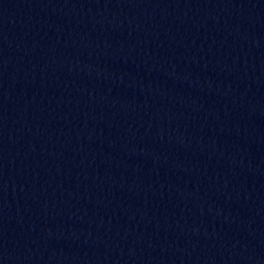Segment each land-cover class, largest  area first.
I'll return each instance as SVG.
<instances>
[{
  "label": "water",
  "instance_id": "obj_1",
  "mask_svg": "<svg viewBox=\"0 0 264 264\" xmlns=\"http://www.w3.org/2000/svg\"><path fill=\"white\" fill-rule=\"evenodd\" d=\"M0 264H264V0H0Z\"/></svg>",
  "mask_w": 264,
  "mask_h": 264
}]
</instances>
